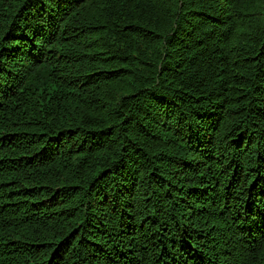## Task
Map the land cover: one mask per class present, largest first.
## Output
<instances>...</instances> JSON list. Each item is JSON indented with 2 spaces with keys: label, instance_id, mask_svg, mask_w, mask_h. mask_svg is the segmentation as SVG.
<instances>
[{
  "label": "trees",
  "instance_id": "16d2710c",
  "mask_svg": "<svg viewBox=\"0 0 264 264\" xmlns=\"http://www.w3.org/2000/svg\"><path fill=\"white\" fill-rule=\"evenodd\" d=\"M0 264H264V0H0Z\"/></svg>",
  "mask_w": 264,
  "mask_h": 264
}]
</instances>
